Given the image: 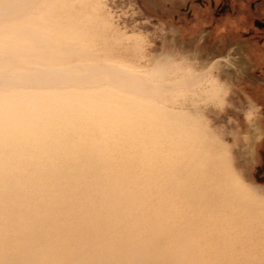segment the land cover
Returning a JSON list of instances; mask_svg holds the SVG:
<instances>
[{
	"label": "rangeland",
	"instance_id": "374dc122",
	"mask_svg": "<svg viewBox=\"0 0 264 264\" xmlns=\"http://www.w3.org/2000/svg\"><path fill=\"white\" fill-rule=\"evenodd\" d=\"M36 5L41 12L29 25L53 27L57 37L46 46L63 58L53 64L21 58L13 70L21 85L0 88V97L45 100L63 113L71 110L68 96L117 92L100 80L138 77L141 81L128 89L192 121L194 129H182L198 132L204 149L264 198V0H41ZM13 54L3 51L4 61L18 63ZM45 66H64L77 78L56 87L28 78ZM78 114L75 110L73 124L62 130L66 135L48 125L54 138L44 137L47 149L74 151L67 155L72 161L58 160L60 155L43 168L54 167L65 181L49 171L47 181L37 184L36 166L28 162L18 176L0 173V264H214L197 260L205 246L201 239L190 249L184 245L185 233L204 238L209 227H188L174 203L176 189L162 185L171 180L163 165L170 153L89 145L105 131L86 130ZM35 143L28 141L27 149ZM242 257L234 264H245Z\"/></svg>",
	"mask_w": 264,
	"mask_h": 264
},
{
	"label": "bare ground",
	"instance_id": "6f19581e",
	"mask_svg": "<svg viewBox=\"0 0 264 264\" xmlns=\"http://www.w3.org/2000/svg\"><path fill=\"white\" fill-rule=\"evenodd\" d=\"M38 1L41 0H0V82L4 84L0 88L21 85V81L19 82L13 76V70L14 67L22 64L21 58L23 57L33 58L36 56L35 60L38 64L52 63L57 58H63L62 54H57L55 50L46 46L52 38L57 37L53 27L38 26L37 22L34 23L37 24L36 27L29 25L34 18L39 17L41 12L40 7L36 5ZM32 17L34 18L31 19ZM3 36L8 37L3 38ZM62 45V43L58 44L64 49ZM6 50L14 52L11 58L15 61L19 60L18 63L13 64L11 59L4 61L2 52ZM87 55V52L84 51V59ZM27 61L29 60L25 59L23 63ZM49 63L47 66H51ZM6 64H10V67L3 69ZM37 70L39 72H36ZM37 70L29 74L28 78H38V81L47 82L53 86L64 80L77 78L74 74H69L64 66H59L57 69L46 67ZM87 71L89 74L91 73L90 69ZM110 71L115 72L116 70L110 69ZM59 74L63 77L54 79ZM137 78L128 74L127 77L119 76L100 80L123 94L109 92L100 98L88 95L68 96L65 104H68L67 108L71 105L69 108L71 110L62 108L64 114L61 111L56 112L53 106L46 104L45 100L38 102L37 99H32L25 102L23 100L14 102L12 99L4 98L5 96L0 97V151H2L0 153V170L2 172L0 173L6 177L12 174H14L13 177L18 176L25 170L22 167L23 164L28 162V164L36 166V169L33 168L32 171L33 177L39 176L37 184L47 181L46 178L50 176L48 175L49 171H53L57 175L56 177L65 181V174L54 167L53 169L43 168H46L47 164L52 161L57 163L62 156L63 162L72 161L67 155L74 151L73 149L62 150L59 148L60 150L54 152L47 149L46 146L49 143L46 144L44 137L46 139L48 137L49 141L50 135L47 133L52 130L48 129L50 132H47L48 125L50 127L56 125L58 132H55L66 135L62 130L68 129L73 124V113L76 110L78 115L81 114L80 116L84 117L85 120L82 119L86 124V130H89L90 126H97L105 131L104 137L99 136L91 140L89 145L98 146L103 143L110 147L122 144L143 148L142 151H151L154 148L158 152H165L166 155L170 153L171 156L168 158L166 156V160L163 159V165L170 170L168 175H171L169 177L171 180H168L169 183H162V185L171 184L176 189L175 198L178 201L174 200V203L182 208L188 227L198 225L209 227V236L204 238L191 236L188 233L184 234V245L189 246V249L200 239L205 243L198 253L197 260L202 262L209 260L214 264H234L244 256L242 260L245 264H263L264 198L247 189L238 178L231 176L220 165L218 156L208 149H204L198 132H186L182 129L185 126L194 129L192 121L190 122L186 117H181L176 113L159 109L160 106L156 105L154 101L146 99L136 89H128L141 81ZM80 116L77 117L80 118ZM76 124L79 125V123ZM50 134L52 141L54 137H52V133ZM101 138L103 139L101 140ZM28 141L31 144L36 141V145H33L34 147L32 146L29 150L27 149ZM83 141L81 140V142ZM138 150L142 153L140 149H137L136 153ZM27 153L28 156H25ZM57 156H60L58 160ZM8 162H15V164L10 165ZM2 164L4 165L2 166ZM168 169H166L167 172ZM19 183L27 187L32 186L27 180H19ZM79 193L84 195L87 192L80 191ZM257 245L260 247L258 248ZM205 247L208 248L205 250Z\"/></svg>",
	"mask_w": 264,
	"mask_h": 264
},
{
	"label": "flooded vegetation",
	"instance_id": "af4514ba",
	"mask_svg": "<svg viewBox=\"0 0 264 264\" xmlns=\"http://www.w3.org/2000/svg\"><path fill=\"white\" fill-rule=\"evenodd\" d=\"M202 1V0H201ZM199 3H203L205 4L207 2V0H203V2H200V0H198Z\"/></svg>",
	"mask_w": 264,
	"mask_h": 264
}]
</instances>
